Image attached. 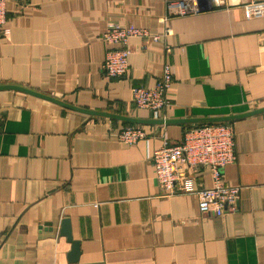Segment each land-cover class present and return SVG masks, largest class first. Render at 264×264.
I'll list each match as a JSON object with an SVG mask.
<instances>
[{
    "label": "crops",
    "instance_id": "obj_1",
    "mask_svg": "<svg viewBox=\"0 0 264 264\" xmlns=\"http://www.w3.org/2000/svg\"><path fill=\"white\" fill-rule=\"evenodd\" d=\"M167 1L6 0L0 86L68 107L0 89V264H264V0L169 20L158 42L132 39L128 75L107 79L108 24L160 34ZM165 65L170 106L136 108L133 90L153 88ZM233 116L224 180L240 188L238 210L215 216L196 194L166 195L154 151ZM127 126L147 136L122 144ZM193 177L213 185L208 169Z\"/></svg>",
    "mask_w": 264,
    "mask_h": 264
},
{
    "label": "built area",
    "instance_id": "obj_2",
    "mask_svg": "<svg viewBox=\"0 0 264 264\" xmlns=\"http://www.w3.org/2000/svg\"><path fill=\"white\" fill-rule=\"evenodd\" d=\"M227 0H168L167 14L160 34L132 24L110 23L101 40L108 46L102 66L107 79H122L130 71V42L134 38L158 42L169 34L167 22L174 18L198 15L219 8ZM8 22L6 0H0V34ZM166 24V25H165ZM173 82L170 65H165L162 76L153 88L137 87L133 90V103L138 109L154 113L170 106L167 94ZM147 136L137 126L123 128L118 139L122 144L133 145ZM235 134L230 123L193 125L184 131L183 139L176 144L164 143L152 155V165L159 186L168 196L196 194L203 213L223 216L238 210L240 188L224 180V169L236 161ZM201 169L210 170L213 185L199 188L194 175Z\"/></svg>",
    "mask_w": 264,
    "mask_h": 264
},
{
    "label": "water",
    "instance_id": "obj_3",
    "mask_svg": "<svg viewBox=\"0 0 264 264\" xmlns=\"http://www.w3.org/2000/svg\"><path fill=\"white\" fill-rule=\"evenodd\" d=\"M0 89H15V90L25 91V92H27L29 94L36 95V96H39V97H42V98H46L47 100H50V101H53V102H56L58 104H61L63 106L68 107L66 104H63V103H61V102H59L57 100H54L52 98H48L47 96H44V95L36 94V93H34V92L30 91V90H24V88H21V87H18V86H10V85H8V86H0ZM82 111H84V110H82ZM84 112L87 113V114H97V113L91 112V111H84ZM99 114L100 115H104V116H108V117H116V116L111 115V114H103V113H99ZM237 118H238L237 116H233L231 118H226V119H222V120L221 119H219V120H209V122H216L217 123V122H224V121H229V120H235ZM188 121H190L189 123H198L199 120H187V121H182L181 120L180 122H188ZM160 123L161 124H170V122L168 120H166V121L164 120V121H162ZM67 224H68L67 221L64 222V229H66V232L68 233L67 234L68 235V239L72 243V246H73L72 247L73 248L72 254L74 255V258H72V259L73 260H76L77 255H78V243L77 242H74L72 240L71 235L69 233V229L67 227Z\"/></svg>",
    "mask_w": 264,
    "mask_h": 264
}]
</instances>
